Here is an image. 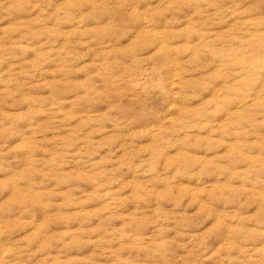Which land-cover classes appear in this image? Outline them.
<instances>
[{
  "label": "rangeland",
  "instance_id": "obj_1",
  "mask_svg": "<svg viewBox=\"0 0 264 264\" xmlns=\"http://www.w3.org/2000/svg\"><path fill=\"white\" fill-rule=\"evenodd\" d=\"M0 264H264V0H0Z\"/></svg>",
  "mask_w": 264,
  "mask_h": 264
}]
</instances>
